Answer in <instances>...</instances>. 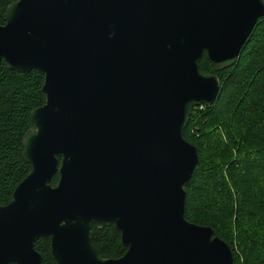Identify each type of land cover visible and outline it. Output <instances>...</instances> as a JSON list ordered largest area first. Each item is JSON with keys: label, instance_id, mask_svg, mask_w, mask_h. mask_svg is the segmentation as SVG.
<instances>
[{"label": "water", "instance_id": "water-1", "mask_svg": "<svg viewBox=\"0 0 264 264\" xmlns=\"http://www.w3.org/2000/svg\"><path fill=\"white\" fill-rule=\"evenodd\" d=\"M263 16L264 0L12 2L0 67L44 73L46 101L23 137L31 170L0 205V264H43L42 237L57 264H235L186 218L199 154L184 131L221 91L202 58L233 66ZM93 225H114L124 256L103 257Z\"/></svg>", "mask_w": 264, "mask_h": 264}, {"label": "trees", "instance_id": "trees-1", "mask_svg": "<svg viewBox=\"0 0 264 264\" xmlns=\"http://www.w3.org/2000/svg\"><path fill=\"white\" fill-rule=\"evenodd\" d=\"M14 1L0 0V25ZM200 69L219 76L221 91L213 105L194 109L184 131L199 154L185 185V215L213 227L233 249L235 264H264V16L233 66L217 71L204 56ZM44 79L39 70L23 73L1 64L0 205L11 201L31 170L23 156V137L31 126L32 110L46 101ZM58 181L57 173L52 184ZM92 230L103 257L118 259L127 252L114 225L103 229L93 225ZM36 249L43 264H57L50 237L40 238Z\"/></svg>", "mask_w": 264, "mask_h": 264}, {"label": "rangeland", "instance_id": "rangeland-1", "mask_svg": "<svg viewBox=\"0 0 264 264\" xmlns=\"http://www.w3.org/2000/svg\"><path fill=\"white\" fill-rule=\"evenodd\" d=\"M205 106H206V105H205ZM198 108H199V107H198ZM203 108H204V107H203ZM203 108L200 107L199 110H200V111H201V110H204ZM195 109H196V108H195ZM193 111H194V110H193ZM204 120H205V119H204ZM204 120H203V121H204ZM204 122H205V121H204ZM195 131H198V128H196ZM261 256H264V252H261ZM234 260H235V255H234Z\"/></svg>", "mask_w": 264, "mask_h": 264}, {"label": "built area", "instance_id": "built-area-1", "mask_svg": "<svg viewBox=\"0 0 264 264\" xmlns=\"http://www.w3.org/2000/svg\"><path fill=\"white\" fill-rule=\"evenodd\" d=\"M205 105H201V106H199V108L201 107V108H203ZM198 108V107H197Z\"/></svg>", "mask_w": 264, "mask_h": 264}, {"label": "flooded vegetation", "instance_id": "flooded-vegetation-1", "mask_svg": "<svg viewBox=\"0 0 264 264\" xmlns=\"http://www.w3.org/2000/svg\"><path fill=\"white\" fill-rule=\"evenodd\" d=\"M93 228V227H92Z\"/></svg>", "mask_w": 264, "mask_h": 264}]
</instances>
